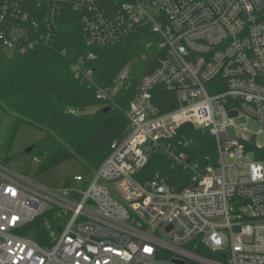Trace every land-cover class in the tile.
Returning <instances> with one entry per match:
<instances>
[{"label":"built area","instance_id":"1","mask_svg":"<svg viewBox=\"0 0 264 264\" xmlns=\"http://www.w3.org/2000/svg\"><path fill=\"white\" fill-rule=\"evenodd\" d=\"M68 9L87 46L115 45L146 25L165 55L141 77L128 131L93 174L46 189L0 163V264H264V161L247 146L264 147L233 122L242 114L264 132V0H0L2 49L52 43ZM82 61L71 69L90 81ZM124 78L94 86L96 98L113 104ZM158 87L174 90L176 109L154 104ZM184 124L213 136L214 166L187 160L190 142L175 141ZM152 153L189 171L190 186L159 174L139 182ZM47 212L50 247L19 234Z\"/></svg>","mask_w":264,"mask_h":264},{"label":"trees","instance_id":"2","mask_svg":"<svg viewBox=\"0 0 264 264\" xmlns=\"http://www.w3.org/2000/svg\"><path fill=\"white\" fill-rule=\"evenodd\" d=\"M88 53L94 54V59H87ZM164 55L158 36L146 25L137 26L115 45L87 46L78 15L70 9L64 12L52 43L25 53L6 52L0 44V114L8 117L0 163L9 168L18 160L10 149L19 128L28 124L42 132L28 154L36 164V173L75 160L86 176L93 174L109 154L110 145L128 131L125 112L141 77L151 72ZM81 58L83 65L92 70L90 81L71 69ZM124 69L127 72L114 103L97 99L94 86L113 87ZM153 102L162 113L177 108L174 90L156 88ZM73 109L76 113L71 115ZM177 140L190 142L184 152L198 169L215 165L216 145L208 130L184 124L177 130ZM247 150L264 161V149L247 146ZM155 174L168 177L171 185L177 179L179 190L190 186L191 173L161 153H152L136 178L143 182ZM49 218L48 212L37 217L19 234L41 247H50Z\"/></svg>","mask_w":264,"mask_h":264},{"label":"rangeland","instance_id":"3","mask_svg":"<svg viewBox=\"0 0 264 264\" xmlns=\"http://www.w3.org/2000/svg\"><path fill=\"white\" fill-rule=\"evenodd\" d=\"M127 69H124L121 74H126ZM93 111V110H89ZM8 122V117L0 114V149L2 138ZM236 134L243 139H248L250 135H256V145L264 147V132H261L262 125L255 119L240 115L234 119ZM42 137V132L38 129L24 124L19 128V131L11 146L10 153L16 155L18 160L10 165V169L16 173L26 175L36 185L46 189H60L64 183H71L73 177L80 173L86 177L81 165L70 160L58 165L57 167L43 173H36V164L31 157L25 153V150L31 147L36 141ZM225 163H234L235 160L225 157ZM57 264V263H51Z\"/></svg>","mask_w":264,"mask_h":264},{"label":"water","instance_id":"4","mask_svg":"<svg viewBox=\"0 0 264 264\" xmlns=\"http://www.w3.org/2000/svg\"><path fill=\"white\" fill-rule=\"evenodd\" d=\"M250 143H251V145H254V144H255V142H254V138H252V139L250 140ZM31 150H32V146L29 147V148H27V149L25 150V153H26V154H29V153L31 152ZM179 264H182V262H179Z\"/></svg>","mask_w":264,"mask_h":264}]
</instances>
